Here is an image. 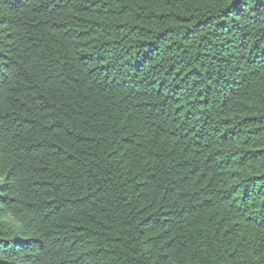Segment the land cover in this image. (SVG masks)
Returning a JSON list of instances; mask_svg holds the SVG:
<instances>
[{
  "label": "trees",
  "instance_id": "trees-1",
  "mask_svg": "<svg viewBox=\"0 0 264 264\" xmlns=\"http://www.w3.org/2000/svg\"><path fill=\"white\" fill-rule=\"evenodd\" d=\"M0 264H264V0H0Z\"/></svg>",
  "mask_w": 264,
  "mask_h": 264
}]
</instances>
